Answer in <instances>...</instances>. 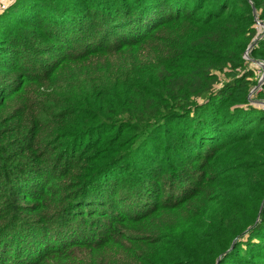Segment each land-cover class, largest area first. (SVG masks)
I'll use <instances>...</instances> for the list:
<instances>
[{"label": "trees", "instance_id": "trees-1", "mask_svg": "<svg viewBox=\"0 0 264 264\" xmlns=\"http://www.w3.org/2000/svg\"><path fill=\"white\" fill-rule=\"evenodd\" d=\"M259 21L264 0L0 9V264H264Z\"/></svg>", "mask_w": 264, "mask_h": 264}, {"label": "rangeland", "instance_id": "rangeland-1", "mask_svg": "<svg viewBox=\"0 0 264 264\" xmlns=\"http://www.w3.org/2000/svg\"><path fill=\"white\" fill-rule=\"evenodd\" d=\"M10 2L13 3L14 0H0V9H2V8H6L7 5H8ZM258 30H259V32H260L259 35L264 31V30H262L261 25H259ZM259 35H258V36H259ZM248 58H250V57H249V54H248ZM257 66H258V68L260 67L259 71L261 72V76H260V78H261V77H263V75H264V62H262L261 60L257 61ZM259 80H260V79H259ZM262 83H264V79H262L261 84H262ZM257 87H258V84H257Z\"/></svg>", "mask_w": 264, "mask_h": 264}, {"label": "water", "instance_id": "water-1", "mask_svg": "<svg viewBox=\"0 0 264 264\" xmlns=\"http://www.w3.org/2000/svg\"><path fill=\"white\" fill-rule=\"evenodd\" d=\"M259 24L261 25V27H262V30H264V22H262V21H259ZM259 30H258V32H257V34H256V36H255V39L253 40V41H255L257 38H258V35H259ZM252 46V44H249V46H248V49L246 50V52H245V57L246 58H248V51H249V48ZM263 78H264V75H263ZM261 85V82H259V84H258V86H260Z\"/></svg>", "mask_w": 264, "mask_h": 264}, {"label": "built area", "instance_id": "built-area-1", "mask_svg": "<svg viewBox=\"0 0 264 264\" xmlns=\"http://www.w3.org/2000/svg\"><path fill=\"white\" fill-rule=\"evenodd\" d=\"M262 79H264L263 77L260 78V82L262 81Z\"/></svg>", "mask_w": 264, "mask_h": 264}]
</instances>
